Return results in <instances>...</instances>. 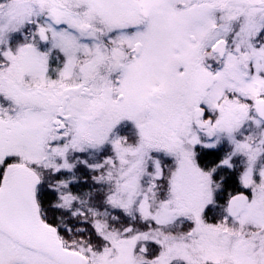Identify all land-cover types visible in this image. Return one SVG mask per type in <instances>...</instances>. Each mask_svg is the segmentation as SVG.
<instances>
[{
  "label": "snow or ice",
  "instance_id": "obj_1",
  "mask_svg": "<svg viewBox=\"0 0 264 264\" xmlns=\"http://www.w3.org/2000/svg\"><path fill=\"white\" fill-rule=\"evenodd\" d=\"M0 264H264V0H0Z\"/></svg>",
  "mask_w": 264,
  "mask_h": 264
}]
</instances>
